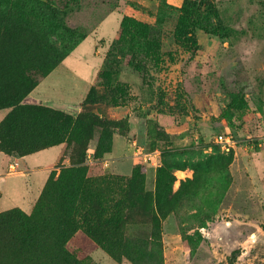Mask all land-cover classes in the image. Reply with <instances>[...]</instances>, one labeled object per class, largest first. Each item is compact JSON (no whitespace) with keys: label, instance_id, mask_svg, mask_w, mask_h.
Listing matches in <instances>:
<instances>
[{"label":"rangeland","instance_id":"1","mask_svg":"<svg viewBox=\"0 0 264 264\" xmlns=\"http://www.w3.org/2000/svg\"><path fill=\"white\" fill-rule=\"evenodd\" d=\"M161 1L0 0V264H264V0L153 56L122 23Z\"/></svg>","mask_w":264,"mask_h":264},{"label":"trees","instance_id":"2","mask_svg":"<svg viewBox=\"0 0 264 264\" xmlns=\"http://www.w3.org/2000/svg\"><path fill=\"white\" fill-rule=\"evenodd\" d=\"M215 0H184L180 7H175L168 4L166 1H161L155 15V25L137 19L133 16H126L123 19V29L130 32L131 44L133 47H140L147 54L157 56L160 50L159 29L165 24L175 19L174 38L176 44L190 52H195L198 49V39L196 30L199 27L198 17L201 13H206L218 16L216 11ZM131 6L135 11L145 10L144 7L132 3ZM159 28V29H158ZM41 144H33L28 147V152H33L42 149ZM137 172L133 173L131 179H108L107 184L126 183L130 184L136 179ZM21 217L18 212L6 213L0 216V220H5L9 223L16 222ZM61 256L49 258L48 264H81L73 256L62 247Z\"/></svg>","mask_w":264,"mask_h":264},{"label":"built area","instance_id":"3","mask_svg":"<svg viewBox=\"0 0 264 264\" xmlns=\"http://www.w3.org/2000/svg\"><path fill=\"white\" fill-rule=\"evenodd\" d=\"M216 141L218 143L223 144L224 146L230 145V143H231L230 138H228L224 135H218L216 138ZM144 160L145 161L152 160V157L149 154H146V155H144ZM106 166H108L107 163H106ZM12 170H14V166H12Z\"/></svg>","mask_w":264,"mask_h":264}]
</instances>
